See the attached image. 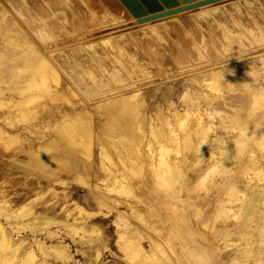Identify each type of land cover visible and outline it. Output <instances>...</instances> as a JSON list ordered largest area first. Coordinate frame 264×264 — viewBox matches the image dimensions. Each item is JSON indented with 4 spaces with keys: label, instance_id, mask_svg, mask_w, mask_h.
Returning <instances> with one entry per match:
<instances>
[{
    "label": "rangeland",
    "instance_id": "374dc122",
    "mask_svg": "<svg viewBox=\"0 0 264 264\" xmlns=\"http://www.w3.org/2000/svg\"><path fill=\"white\" fill-rule=\"evenodd\" d=\"M0 1L8 5L4 0ZM101 1H106L107 4L101 3L100 0L93 2V6L96 5L94 9L96 11L100 9L97 12L98 14L100 12L101 16H98V19L99 17L101 19L91 23L86 21L88 18H85L86 22L84 21V24L75 28L78 32V35L75 34L76 39L72 36V28L67 24L68 35L44 44V52L49 61H57L55 56L60 59L70 51L72 52L71 58H73L75 53L79 54L80 51L87 49L85 45L96 43V41L100 43L106 38L124 39L126 34L131 33L140 41L145 40L146 33L150 30L147 25L136 23L137 13H150L149 6L141 0ZM180 2L183 3L186 0H180ZM247 2H251V6H248ZM163 5L166 7L164 3ZM233 5L243 7L242 13L235 14V18L241 20L243 25L241 28L234 27L232 17H228V21L223 24L231 29L229 32L232 36L229 32L224 35L221 28H218L216 29L218 31L215 30L217 38L214 35V39L220 41L214 44L211 40L213 35L209 36V33L203 29L202 33L205 38L207 37L206 40L211 38V41L205 40L206 44L202 45L201 51L205 52H194L190 55L192 57L186 59L183 57L185 60L182 56L178 60L177 57L167 58L165 54L166 58L162 60V65L159 62L148 66L141 63V67L144 68L140 67L141 72H138V76L131 75L129 79L127 77L125 82L118 85L107 80L110 86H106L102 92L98 91L95 98L90 96V105H97L133 94L136 90L143 95H148L145 96L148 98L147 108L142 116L145 119L142 118L140 121L146 137L140 134V146L133 147L129 156V160L136 161L137 165L131 166L133 170L129 175L127 174L128 179L126 178L125 182H117L113 186L114 192H108L104 188L98 145L94 148V157H91L94 167L88 180L89 185H86L80 182L79 175L75 178V175H67L64 170L61 174H54L53 179L48 181L42 176L47 166L42 164V167L39 165L40 168L31 165L30 168L33 167L29 171L22 169L29 167L27 162L30 156L26 151L27 148L23 146L26 149L20 151L18 147L19 152L16 144H12L16 147L6 143V146L5 144L2 146V142H5L7 137L5 141L4 138L1 139L0 201L8 200L9 209H11L9 210L4 205L0 209V223L5 231V234L0 233V264H137L138 262V264H264V62H262L264 61V0H224L192 9L190 13L185 11V14L178 13L147 24L153 23L158 26L161 21L163 23V20L164 23L169 24L175 19H183L187 15L188 18L203 12L209 13L219 21L222 16L214 15L212 9L230 10ZM105 7L110 11L113 21L116 22L106 23L107 19L102 17ZM225 27L222 28L225 29ZM22 28L28 34H32L30 28L24 25ZM162 33L166 36V33ZM228 35L227 38L235 37L226 40ZM166 38L170 40L167 36ZM227 43H229L228 46ZM63 44H67L66 47L62 48ZM56 45H60L58 49ZM204 45H206L205 48ZM133 49L131 46V52L134 51ZM10 53L6 51L7 55ZM200 53H205L203 55L206 57L204 58ZM198 55L203 56L201 57L203 60ZM158 64L161 67L157 66ZM89 68L95 69L91 62ZM248 72H250L249 75H247ZM132 76L137 78L134 79ZM235 76L237 77L236 82L233 80ZM109 77L107 76L108 79ZM210 81L213 82L211 86ZM168 92L170 95L164 97ZM10 95L6 94V96ZM14 99L20 100L21 97L15 96ZM153 110H156L155 113ZM2 116H5L4 112L0 114L2 130H7L8 134L20 133V136L30 138V143L33 144L31 143L28 148L45 147L39 144V141L32 137L26 128H23V124L19 125V128H13L4 121L3 124ZM199 116L202 117L199 119ZM151 117L152 119L154 117V121L158 118V121L154 122ZM17 118L18 122H24L23 119L21 121L19 117ZM167 120L170 122L169 126ZM150 123H154L159 136L165 135L163 142L170 138L172 146L169 141L164 142L168 147L170 146L166 148V151H160V146L157 145L154 153L151 154L147 146V140H153ZM186 128L188 131L185 130ZM37 130L38 125L31 127V131ZM174 133L177 138H173ZM140 138L144 139L143 144ZM174 139L175 142L172 143ZM58 160L62 162L65 157L60 156ZM106 164L111 165L110 160H106ZM22 182L24 183L21 184ZM129 186L130 189H127ZM103 196L101 200L100 197ZM251 203H255L256 209L247 213V208ZM28 205L29 208L31 206L32 213L26 214L22 213L24 210L19 211L20 207ZM80 207L84 209V212L80 210ZM5 210L10 212L15 210L17 214L26 218L16 221L14 218H9ZM78 212L81 214L79 215ZM84 213L86 215L89 213V216ZM46 220H52L53 224L47 225ZM65 220L67 221L64 222ZM29 222L35 225L30 226ZM161 232L163 234L166 232L167 236L162 235ZM188 233L189 238L184 235ZM123 239L126 243L122 241ZM136 240L141 246L136 244Z\"/></svg>",
    "mask_w": 264,
    "mask_h": 264
},
{
    "label": "bare ground",
    "instance_id": "6f19581e",
    "mask_svg": "<svg viewBox=\"0 0 264 264\" xmlns=\"http://www.w3.org/2000/svg\"><path fill=\"white\" fill-rule=\"evenodd\" d=\"M4 1L8 5H5L2 1H0V114H3V112L5 114L4 117L2 116L3 118L1 120H2V122L4 121L5 124L6 123L9 124L13 128H15V127L19 128V125L21 126V124H23V128L24 129L26 128L28 133L30 135H32V137L37 139L39 141V144L45 146L46 148L45 147L41 148L40 146L37 148H33V147L28 148V146H31V143H32V142L30 143V141H31L30 138L27 139L23 136H20L19 135L20 133L19 134H8V132H6L7 131L6 129H5L6 131H4V130H2L3 127H0V141L2 142L1 139H3V138H4L3 140L5 141L6 140L5 137H7V140L5 142H2V146L5 143L7 145H10V146H12V144H16L17 150L19 147L20 151L25 150L27 148L26 151L30 156L29 162H27V166H29V167L28 168L26 167V169L25 168H22V169L29 171V169H31L33 166L39 167V165L41 166V164L43 166H47V168L43 171L42 176L46 177V179L48 181H50L51 178L53 179V177L55 176L54 174H61L64 170L67 173V175H69V174L75 175V178L77 177V175H79L80 180H81L80 182H83V184L89 185L88 180H89L91 171L94 167V165H92V162H91V159H93V158H91V157L94 154V148L98 145L99 159H100L99 165H100V169L104 175V177H102L103 178L102 182L104 184V188L108 192L113 191V188H114L113 186L115 184H117V182L122 183L127 178V176L132 172V170H133L132 167L137 165L136 161H133L132 159L129 160V156H130V151H132L131 149L133 147L135 148V147L140 146L139 145L140 134L142 136L146 137L145 136V130L143 129L142 123L140 121L142 120V118H143L142 116L145 114V109L147 108L146 102H147L148 98L145 96H148V95H145V94L143 95L139 92H136L137 91L136 90V91H134L133 94H129V95H126L122 98L113 99V100H110L108 102H103V103L97 104V105H95V104L90 105V102H89L90 96L92 95L95 98V94L98 91L102 92V90H105L104 88L106 86H110L111 84L109 83L110 84L109 85L107 83V80H109V81L111 80L113 83H115V85H118L122 82H125L127 77L129 79V77H131V75H135V74L137 75L138 72H141L140 71L141 70L140 69L141 63L148 66V65H155L159 62V64L161 63L160 65H162V60L166 58V55H167V58L177 57V60L181 56H182V58L184 57L185 59L187 57H192V56H190L191 54H193L194 52L201 51L202 47H203L202 45L206 44L204 42H205L207 37L205 38L204 34L202 33L203 29H205L206 32L209 33V36L213 35L211 37L212 39L211 38L210 39L212 40V42L214 41V44L217 43L220 40L217 41V39H214V35L216 37V34H215L216 29L221 28L224 35H227V33L231 30L229 27L227 28L224 26L225 24H223V23H226V21H228V17H232V21H233L232 23H233L234 27L238 26L239 28H241L243 25L241 20L235 18L236 13H242V11H243L242 10L243 7H241L239 5H233L230 10L229 9H222L221 10V9H215V8L212 9L214 15L222 16L219 21L216 20L213 16H211L207 12H203L202 14H196L194 16L191 15L192 14V12H191L190 16H192V17L187 18V16H188L187 15V16H184L185 18L183 17V19H177V20L175 19L171 23L168 22L169 24L164 23V20H163V23L160 20L161 24L159 23L158 26H156L157 24H153V23H150L153 25H150V24L148 25L147 23L142 24L143 26L147 25V27H149V30H150L148 33H146L147 37L144 38L145 39L144 41H140L139 38L134 37L133 34H131V33L126 34V36H124V39H122L120 37H112V38H108V39L106 38L105 40H102L100 43H97V41H96V43H90V44L85 45L87 47V49L80 51L79 54H76L75 52H73V53H75L73 58H71L72 52L70 51L69 54L66 53L64 55L65 57H60V59L57 56H55L57 61L51 62L47 59L46 54L44 52L45 51L44 50V48H45L44 44L46 45L48 43V41H56V40H59L61 38V36L68 35L67 34L68 30L66 28L67 24L72 28V36H74L76 39V35H78L77 34L78 32H76L75 28L79 25L84 24L85 18L86 19L88 18L89 20L87 19L86 21H90L91 23H95L96 21L101 19L100 17L98 19V16H101V15H99L100 12H99V14L97 12L100 9H98L97 11L94 9L96 7V5L93 6L94 0H79V2L77 0H4ZM158 1L161 2L160 0H158ZM100 2L103 3L104 1L100 0ZM105 4H107V3H105ZM99 5L101 6L100 3H99ZM247 5L251 6V2H247ZM76 6H77V8H76ZM107 7H108V5H107ZM162 7H164L163 3H162ZM200 9H203V8H200ZM245 12H247V11H245ZM103 13L104 14L102 15V17L107 19L106 23L116 22V21H113L114 19L112 18L110 11L106 7L104 8ZM189 13H190V11H189ZM183 14H185V13L183 12ZM254 15H255V13H254ZM255 17H256V15H255ZM255 17L253 16V18H255ZM99 24H101V23L99 22ZM22 25L30 28L32 34H28L25 30H23ZM222 27H225V29H223ZM151 28L153 31L151 30ZM242 29L244 30V28H242ZM216 31H218V30H216ZM249 31H251V30H249ZM162 32L166 33V36L170 40H168L166 38V36L163 35ZM232 33H234V32H232ZM260 34H262V32ZM236 35H238V34H236ZM32 36H34V37L32 38ZM174 36L177 38H175ZM230 36H232L231 33H230ZM261 36H263V35H261ZM227 37H229V35L226 36V38ZM233 38L232 37L227 38L226 40L233 39ZM136 40L138 42H136ZM209 40L208 41L206 40V41L209 42ZM215 40H216V42H215ZM58 42H60V41H58ZM258 42H260V41H258ZM235 43H237V41ZM214 44H210V45H214ZM63 45H65V44H63ZM63 45H62V48L66 47L67 44L65 46H63ZM220 45L222 46V43ZM226 45L228 46L229 43H227ZM43 46H44V48H43ZM59 46L60 45H56V49H58ZM131 46H133V48H134L133 52H131V50H130ZM205 46L206 45H204V48H205ZM228 48H230V47H228ZM6 51L11 52L10 55L9 54L7 55ZM174 52L176 54H174ZM201 52H205V51L203 50ZM230 52H231V50H230ZM200 54L203 55L205 53H203V54L200 53ZM174 55H176V56H174ZM198 56H200V55H198ZM203 56H204V58L206 57L205 55H203ZM203 56H200V59H202ZM256 60L254 62H256ZM187 61H189V60L187 59ZM90 62L92 63V65L95 69L89 68ZM262 62H264V61L262 60ZM159 64L157 66L161 67ZM259 67H261V66L259 65ZM244 68H246V67H244ZM109 70H111V71H109ZM143 71H145V70H143ZM215 72H217V71H215ZM258 72H260V71H258ZM251 74H252V72H251ZM141 75H142V73H141ZM145 75H146V73H145ZM200 75H202V74H200ZM205 75H206V73H205ZM215 75H216V73H215ZM107 76H110L109 77L110 79H108ZM139 76H140V74H139ZM132 77L134 79L137 78L136 76H132ZM128 79H127V81L131 82V80H128ZM214 80H215V78H214ZM233 80L236 82L237 77L235 76L233 78ZM211 83L213 84V82L210 81V86H211ZM126 84H128V83H126ZM248 84H249V82H248ZM228 85H229V83H228ZM211 88H213V87H211ZM232 90H233V87H232ZM6 94H11V95L6 96ZM169 95H170V92L165 94L164 97H168ZM15 96H19V97H21V99L15 100L14 99ZM224 97H225V95H224ZM244 107H245V105H244ZM242 108H243V106H242ZM154 111H156V110H153V112ZM240 111H237V112H240ZM159 112H160V110H159ZM159 112H158V114H159ZM199 113L200 112H198V114ZM191 115H192V113H191ZM17 117H19V120L21 119V121L23 119L24 122H18ZM201 117L202 116H199L198 118L200 119ZM59 119H62L63 121H60ZM144 119L145 118H143V120ZM151 119H152V117H151ZM153 119H154V117H153ZM156 120L158 121V118L155 119V121L154 120L153 121L156 122ZM165 121H166V119H165ZM4 122H3V124H4ZM167 124H168V126L170 125L169 120H167ZM199 124H200V122H199ZM201 124H202V122H201ZM37 125H38V130L35 132L31 131V127H37ZM150 126H151V136H152L153 140L152 141L147 140V142H148L147 146H149V150H150L151 154L154 153L155 147L157 145L160 146L159 147L160 151H162V152L166 151V148L168 146L164 142L167 140L170 142V145H171L170 138L168 137L169 140L166 139L163 142L165 135L163 136V134H162V136H159L158 132L156 131V127H155L154 123L153 124L150 123ZM6 127H7V125H6ZM192 127H193V125H192ZM185 130H187V128ZM162 131H163V129H162ZM138 132H141V133H138ZM174 134H172V136ZM190 134H191V131H190ZM204 134H205V132H204ZM175 135L173 138H177V135H176V137H175ZM172 136H171V139L173 140ZM140 139H142V138H140ZM32 141H35V140H32ZM141 141H140L141 144H143V142H145L144 139H142ZM173 142H175V139H174V141H172V143ZM186 142H188V141H186ZM192 142H194V141H192ZM6 144L4 146H6ZM168 145H169V143H168ZM13 146H15V145H13ZM23 146L26 148H23ZM6 150L8 151L7 148H6ZM9 150H10V148H9ZM136 150H138V149H136ZM9 152H11V151H9ZM80 154H82L84 157H82V155H80ZM16 155H18V153ZM140 155H142V154L140 153ZM60 156L63 158L65 157V160H63L62 162L61 161L59 162L58 158ZM106 160H108V161L110 160L111 165L106 164ZM10 164H12V163H10ZM31 165H33V166L30 168ZM59 177H60V175H59ZM56 178H57V176H56ZM131 181H133V180H131ZM24 182H22L21 184H23ZM168 182H169V180H168ZM134 184H135V182H134ZM142 185H144V184H142ZM155 185H157V184L155 183ZM139 188L141 189V187H139ZM154 188L155 187H153V189ZM160 188H161V186H160ZM127 189H130V186ZM123 190H120V191L122 192ZM126 191H128V190H126ZM116 192L118 193V191H116ZM153 192H155V191L153 190ZM46 194H45V196H46ZM101 194H102V192H101ZM124 194L125 193H123V195ZM119 195H120V192H119ZM135 195H136V193H135ZM108 197H107V199H108ZM103 198H104V196L100 197L101 200H103ZM150 198H152V197H150ZM107 199L105 198L106 201H107ZM146 199L148 200V198H146ZM36 200H38V198ZM130 200H132V199H130ZM126 202H128V201H126ZM36 204H38V203H36ZM103 204H104V202H103ZM116 204H118V203H116ZM145 204H147V203H145ZM168 204L169 203H167V205ZM3 205L9 209L8 200L2 199L0 201V209L3 208ZM105 206H106V204H105ZM31 209H32L31 206L29 208V205H28V206L20 207L19 211L24 210L22 213L29 214V213H32ZM77 209H79V208H77ZM247 209H248L247 213H251L254 209H256L255 203H251V205L248 206ZM80 210L84 212L83 208H81ZM5 211H7L6 213H7V216L9 218H14L16 221H21L23 218H26L25 216H21V215L17 214L15 210L14 211L11 210V212L8 210H5ZM80 214L81 213H79V215ZM84 215H86V214L84 213ZM87 215L89 216V213ZM166 217H167V215H166ZM199 217H200V215H199ZM125 220H126V218H125ZM66 221L67 220H65L64 222H66ZM51 222H52V220H46L47 225H49ZM158 223H159V221H158ZM164 223H166V222H164ZM51 224H53V223H51ZM160 224H162V223H160ZM16 225H19V224H16ZM28 225L34 226L35 224L32 222H29ZM134 225H135V223L133 224V226ZM124 226L126 227V225H124ZM19 227L21 228V226H19ZM162 227H164V226H162ZM168 228H169V226H168ZM168 228H167V230H169ZM170 228H172V227H170ZM93 230L94 229H92V231ZM145 230H146V228H145ZM151 231H152V228H151ZM158 231H159V229H158ZM0 233L5 234L4 227L2 226L1 223H0ZM145 233H146V231H145ZM153 233H155V232L153 231ZM157 234H159V233H157ZM164 234L162 233V235H164ZM193 234H195V233H193ZM144 235H146V234H144ZM148 235H150V234H148ZM184 235L188 236V238H189L190 234L188 233V234H184ZM168 237H169V235H168ZM6 239H4V240H6ZM122 241L124 242L125 239H123ZM130 241H132V240H130ZM135 242H136V244L138 243L137 240ZM125 243H126V241H125ZM158 244H160V243H158ZM123 245H124V243H123ZM137 245L141 246L140 242ZM137 245L133 244V246H136V247H137ZM139 246H138V248H140ZM151 247H153V246L151 245ZM182 247H184V246H182ZM155 248H157V247H155ZM173 248H175V247L173 246ZM153 249H154V247H153ZM183 249H185V248H183ZM180 250L182 251V249H180ZM179 251H178V253H179ZM191 252H192V250H191ZM141 253L144 254V252H141ZM127 257H129V256H127ZM139 258H140V256H139ZM160 258H161V256H160ZM176 260L181 261L179 259H176Z\"/></svg>",
    "mask_w": 264,
    "mask_h": 264
},
{
    "label": "water",
    "instance_id": "95a60500",
    "mask_svg": "<svg viewBox=\"0 0 264 264\" xmlns=\"http://www.w3.org/2000/svg\"><path fill=\"white\" fill-rule=\"evenodd\" d=\"M141 1L147 6H149L150 13L147 14H142V12L137 13L138 24L148 23L164 17H168L185 11H190L195 8L218 3L224 0H186V2L183 3H181L180 0H160L161 5H159L158 0H141ZM162 3H164L166 7H162ZM131 4L132 3H130V5Z\"/></svg>",
    "mask_w": 264,
    "mask_h": 264
},
{
    "label": "clouds",
    "instance_id": "9594fccd",
    "mask_svg": "<svg viewBox=\"0 0 264 264\" xmlns=\"http://www.w3.org/2000/svg\"><path fill=\"white\" fill-rule=\"evenodd\" d=\"M250 72H251V71H250ZM250 72H248V73H247V75H249V74H250Z\"/></svg>",
    "mask_w": 264,
    "mask_h": 264
}]
</instances>
